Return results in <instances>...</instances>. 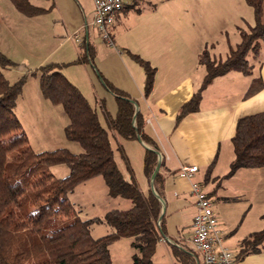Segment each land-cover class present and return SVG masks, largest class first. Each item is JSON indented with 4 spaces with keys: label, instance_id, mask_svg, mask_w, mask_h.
Returning a JSON list of instances; mask_svg holds the SVG:
<instances>
[{
    "label": "crops",
    "instance_id": "obj_1",
    "mask_svg": "<svg viewBox=\"0 0 264 264\" xmlns=\"http://www.w3.org/2000/svg\"><path fill=\"white\" fill-rule=\"evenodd\" d=\"M3 1L8 10L4 11L6 16L21 17L13 10L11 0L12 6L8 5V0ZM54 5L64 9L61 13V29L54 33L48 32L49 27H45L47 22L43 19L40 20L42 22L39 23V29L47 31L49 37L60 41L58 49L70 43V34L85 30L80 45L74 44L73 59H56V63L77 60L83 54L85 45L91 44L96 49L97 64L96 56L103 50L109 62L105 67L98 65L99 68L107 80L128 93L136 102L138 111L144 116L145 131L159 144L158 152L162 154V161L158 173L162 178L161 182L155 187L145 171L144 180H139L134 173L143 192L157 188L161 194L164 234L153 257L155 264H181L173 248L191 250L193 223L197 212L195 196L191 190L193 182L200 183L213 199L225 244L234 253L237 263L264 264V241L258 245L262 248L260 251L240 257L244 239L264 230V166L240 168L230 177H225L235 158L232 137L239 118L264 111V87L255 95L246 97L254 78L262 77L264 82V50H261L257 58L251 56V74L233 70L215 77L203 90L199 108L190 112L180 122L177 121L181 106L189 101L203 84L206 68L199 61L200 54L210 46L208 48L213 58H226L230 48L241 41V37L236 39V34L235 39L231 40L230 26L237 27L239 19L242 21V28L245 23L253 25V8L245 0H129L120 14V23L111 29V44L97 34L94 28L92 34V28L85 27L88 17L91 21L93 19V0H53L51 6ZM48 7L50 6L44 8ZM6 20L0 12V25L7 26ZM240 27L233 30L240 34ZM223 32H226L225 35ZM222 46L225 49H222ZM9 52L4 54L11 58ZM132 53L140 55L156 68L153 89L148 96L144 90L145 70L132 57ZM75 65L85 67L89 75L90 98L93 96L87 99L97 109L101 123L107 127L102 103L104 102L108 111L115 115L118 106L114 94L94 81L87 62ZM71 67L73 65L65 66L62 71L82 91L83 85L74 76ZM33 70L34 68L28 70V73ZM35 79L38 83V95L45 99L41 93L39 79ZM82 92L87 97L86 93ZM109 102L114 104V110L108 106ZM64 113L66 112L60 108L59 112H56L63 118L62 126L65 132L69 117L67 116V120ZM16 114L20 117L17 111ZM138 139L144 148V159L146 148L151 146L141 138ZM125 140L134 142L137 138L121 137V145L131 163ZM183 165H198L199 169L188 179L180 175ZM124 174L131 179L128 170ZM131 206L132 204H128L121 209ZM132 240L129 237L121 238V241L131 247ZM198 254L196 260L201 262ZM123 259L121 252V260Z\"/></svg>",
    "mask_w": 264,
    "mask_h": 264
},
{
    "label": "trees",
    "instance_id": "obj_2",
    "mask_svg": "<svg viewBox=\"0 0 264 264\" xmlns=\"http://www.w3.org/2000/svg\"><path fill=\"white\" fill-rule=\"evenodd\" d=\"M245 1L253 8L254 25L239 28L241 41L230 48L226 58H213L208 47L200 54L199 61L205 66L206 75L202 86L181 106L178 122L199 108L203 90L215 77L233 70L251 74L250 58H257L264 45V0ZM11 2L27 16L47 11L31 0ZM95 55V47L85 45L83 54L73 63L88 62L96 66ZM132 57L145 70L144 90L148 96L153 89L156 68L138 54L132 53ZM14 65L15 62L0 50V264H117L110 246L123 237L133 239L132 247L136 251L133 264H155L153 257L164 234L161 194L157 188H150L147 193L141 190L123 146L118 143L131 179L125 176L116 161L111 138V135L116 139L140 137L148 143L151 147L145 151L144 171L155 187L161 182L156 172L159 144L145 131L144 116L136 102L100 74L118 106L116 114L112 115L102 103L105 127L97 109L63 73L64 64L41 65L31 74L39 77L43 96L62 105L69 117L65 135L78 142L83 151L73 153L59 148L37 152L15 111L27 75L11 83L4 72ZM263 87L262 77L254 78L246 97L255 95ZM232 142L235 158L225 177L240 168L263 167L264 111L239 118ZM55 165H66L68 174L55 177L51 172ZM99 176L105 180L110 196L128 199L132 206L111 209L103 219H85L77 212L70 194L78 185ZM99 222H106L113 231L94 237L92 226ZM263 241L264 230L248 236L243 241L240 257L260 251L262 248L258 245ZM173 249L183 264H199L196 252Z\"/></svg>",
    "mask_w": 264,
    "mask_h": 264
},
{
    "label": "rangeland",
    "instance_id": "obj_3",
    "mask_svg": "<svg viewBox=\"0 0 264 264\" xmlns=\"http://www.w3.org/2000/svg\"><path fill=\"white\" fill-rule=\"evenodd\" d=\"M50 1L31 0V2L37 6H41V7L50 6L47 8L46 12L40 14L41 17L27 16L21 11H19L13 4L14 6L13 10L16 12V14H18V16H21V17H14L13 15L6 16V14H4V11L6 12L7 7L4 1L0 0V12L5 19L7 18L6 20L7 26L0 25V45H1L0 49L1 48L4 49L2 50L3 53L10 51L9 52L11 53V55H9L11 56L10 59L13 62H15L14 66L5 68L4 72L11 83H15L20 78L27 75L26 82L23 85L22 93L17 102L16 111L18 112L20 116L19 118H21L22 123L24 124L25 131L28 134L30 144L33 147V149L37 152H41L44 150H52L55 148H67L73 153H81L83 151V148L78 142L71 141L66 137L64 128L62 126L63 118L61 119V117H59V115L56 114V112H59V108L61 110H64L62 105L54 104L44 96L43 97L45 99H41L42 98L40 97L41 95H38L37 92L38 83H37V79H35L36 76H33L31 74L32 71L28 73V70L32 68H34L35 70L45 63L48 62L56 63L57 61L56 59H62L63 61H71V59H73L74 57L73 54L74 46L80 45V42L78 43L73 38V36L78 33L76 32L70 34V40H71L70 43L58 49L60 41L52 39L51 37H49V35H47L46 33L47 31H42L41 28L39 29L40 26L39 23L42 22L40 21L41 19L47 22L45 27H49V29L47 28L48 32L50 31L53 33L54 31L58 32L63 24L61 21L63 19L61 18L62 16L61 13H63L64 9L63 8L59 9V7H56L55 5L52 7L51 3L53 5V0ZM238 1L241 2L242 0H238ZM9 2L10 0H8V5L10 4V6H12L11 2L10 3ZM263 12H264V8H263ZM253 16L252 18H254ZM56 21H58V23H56ZM83 23H84V18H83ZM88 23L89 24L91 23L90 17H88ZM254 23H255V19H254ZM237 25H238L237 27L239 26L242 27V21H240V19ZM248 26L249 25L245 23L243 25V28L247 29ZM237 27L235 26L234 28ZM234 28H232V26H230L229 28L230 29L229 35L232 41L235 39L234 38L235 34L237 40H239L241 37V35L237 31L233 30ZM84 31L79 32L81 40H82L81 37L82 34L84 36ZM90 31L92 32V34H94L93 28L90 29ZM225 33L223 32V35H225ZM216 37L218 36L216 35ZM224 44L226 46V43ZM12 47H14L15 50ZM221 48L225 49L224 46H222ZM97 57H98V61L96 59L97 62L96 66H93L88 62H87L88 64L87 66L91 71V75L94 81L97 82L100 86H102L103 89H107L100 74H102L104 77L105 75L98 65L101 64L103 65V67H105V65L108 64L109 61L106 60L105 58L106 54L105 52L103 53V50L100 52L99 56L97 54L96 58ZM62 64H64L63 68L65 66L73 65V67H71V70L74 76L80 80V83L83 85L82 91L86 93L87 98L88 97L90 98L91 94L89 87L90 86L89 77H88L89 75L87 71H85L86 70L85 67L82 65H75L79 63H73V62L70 63L66 62ZM36 78L39 79V77ZM91 98H93V96H91ZM114 98L117 103L116 97ZM107 104L112 110H114V104L112 102H109ZM64 114L68 120L67 117L68 115L66 113ZM111 138L113 142V147L115 149L116 161L118 163L119 168L125 173L127 172V166L121 155V150L118 148L119 146L118 143L121 144V136L119 139H116L111 135ZM123 141L124 140H122V142ZM124 144L125 147L128 149L129 155L131 156L132 162L130 164L132 165L134 173H136V176L139 180H144L143 177L146 176L144 173V159L142 157L144 148L140 144V140L138 138L134 142L125 140ZM133 145L135 146L134 148ZM133 149L134 150L136 149L135 151H137L139 154H137ZM51 172L55 175V177L61 178L68 174L69 168L66 165H55L51 167ZM70 199L74 204L79 215L85 219L88 218L103 219L105 217V214L109 210L116 208L121 209L127 206L128 204H132L130 200L125 199L121 196L118 197L110 196L105 180L103 179V177L100 176L95 177L91 180H88L78 185L75 188V190L70 194ZM112 231L113 228L106 222L95 223L92 226V234L94 237H100ZM110 250H111L112 258L115 263L117 264L133 263L132 254L134 253L135 249L132 248L127 243H125V241H121V238L115 240L111 244ZM121 252H123V256H124L123 260H121ZM200 259H201V255H200ZM181 264L183 263L181 262ZM199 264H202V261L199 262Z\"/></svg>",
    "mask_w": 264,
    "mask_h": 264
},
{
    "label": "built area",
    "instance_id": "obj_4",
    "mask_svg": "<svg viewBox=\"0 0 264 264\" xmlns=\"http://www.w3.org/2000/svg\"><path fill=\"white\" fill-rule=\"evenodd\" d=\"M128 2L129 0H93V19L85 27L94 28L102 38L112 44L111 29L120 23V14ZM73 38L81 42L79 33ZM158 155L161 162L162 154L158 152ZM198 169V165H183L180 175L191 179ZM191 190L197 208L191 250L201 255L202 264H238L234 253L225 244L213 199L200 183L193 182Z\"/></svg>",
    "mask_w": 264,
    "mask_h": 264
},
{
    "label": "water",
    "instance_id": "obj_5",
    "mask_svg": "<svg viewBox=\"0 0 264 264\" xmlns=\"http://www.w3.org/2000/svg\"><path fill=\"white\" fill-rule=\"evenodd\" d=\"M140 138V137H139ZM160 161H159V164H158V166H157V168H156V172H158V170H159V166H160Z\"/></svg>",
    "mask_w": 264,
    "mask_h": 264
}]
</instances>
